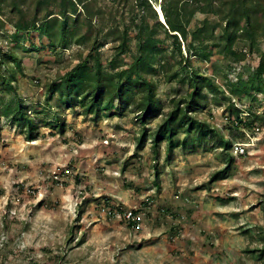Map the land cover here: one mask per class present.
<instances>
[{"label": "rangeland", "instance_id": "obj_1", "mask_svg": "<svg viewBox=\"0 0 264 264\" xmlns=\"http://www.w3.org/2000/svg\"><path fill=\"white\" fill-rule=\"evenodd\" d=\"M15 1L0 3V52L11 49L21 62L0 64V110H11L0 114V264H264L252 251L264 240V94L231 88L241 78L264 85L256 74L264 60V21L254 38L242 34L235 40L233 49L246 53L239 59L225 47L218 15L199 2L188 40L194 30L206 29L193 42L195 51L178 33L185 59L180 62L164 29V0H133L166 48L148 75L165 110L174 105L173 97L187 93V71L209 74L221 88L203 90L205 108L195 115L231 147L223 149L211 134L203 140L180 130L181 144L168 151L166 141L154 148L148 134L138 141L143 125L129 107L84 113L81 105L68 107L59 92L47 89L85 58L93 66L99 59L107 69L127 70L138 52L136 29L129 50L120 55L115 42L97 53L86 43L53 47L39 30L15 27L22 17L11 7ZM100 3L107 18L117 13L111 0ZM36 4L28 0L21 7L30 15ZM125 14L128 19V9ZM18 99L40 121L32 139L12 118ZM232 106L243 121L237 122ZM160 120L146 126L153 130ZM235 144L245 152L235 153ZM220 169L225 172L214 179ZM126 208L135 210L134 220L123 214Z\"/></svg>", "mask_w": 264, "mask_h": 264}, {"label": "trees", "instance_id": "obj_2", "mask_svg": "<svg viewBox=\"0 0 264 264\" xmlns=\"http://www.w3.org/2000/svg\"><path fill=\"white\" fill-rule=\"evenodd\" d=\"M27 1L18 0L11 5L22 14V17L15 21V27L19 31L39 30L49 37L53 47H67L72 42L86 43L92 52L97 53L106 43L115 42L116 54L120 55L129 50L131 32L132 29H136L138 52L127 70L107 69L99 59L93 66L85 58L61 75L60 80L49 84L47 89L51 92H59L60 99L66 106L81 105L84 113L95 115L104 109L116 110L118 104H121L123 108L129 107L137 112V119L143 125L138 141L143 143L148 134L154 148H157L162 141L167 142L168 151L180 145V140L176 138L180 130L185 134L195 132L203 140H208L207 136L211 134L223 149L231 147L232 143L228 138L208 121L195 115L196 112L205 108L203 90L207 88L215 93L221 89L209 74L196 70L187 71L183 77V81L188 84L187 93L179 98L173 97L174 105L165 110L164 102L157 95V84L148 75L155 73L157 55L166 48L157 43L158 38H155L150 21L145 14L140 15V12L136 11L133 0H111L112 4L118 6L117 13L120 14L118 18L117 13L111 12L109 18L105 16V8L100 3L101 0H76V2L74 0H37L30 15H27L21 7ZM143 1L149 5L147 0ZM199 2L205 3L210 11L218 15V24L223 30L222 37L226 40V49L237 55L239 59L244 58L246 53L234 50L233 44L242 34L254 38V29L258 23L264 21V0H164L161 6L170 28L164 29L173 37L174 48L182 56L180 62L185 59L178 33L187 41L188 50L191 51L196 49L193 43L195 39L206 29L202 26L194 30L193 38L188 40V23ZM125 9H128L130 14L128 19ZM71 15H75L76 19L72 20ZM108 20L111 23L107 22ZM77 26H84L85 31L81 32ZM9 63L19 66L21 64L13 50L7 49L0 52V64ZM177 74L178 72H174L170 74V77L173 78ZM256 74L258 77H264V60L259 61ZM231 88L234 92L242 94L251 93L252 89L264 94V85L255 86L242 78L232 82ZM16 105L17 108L12 112L13 120L23 126L28 138H34L40 121L30 114V109L22 100L18 99ZM232 107L233 113L237 116V122L243 121L240 109ZM9 113L11 110L8 107L2 109V112L0 110V114L8 115ZM157 117H161V120L153 130H150L146 124ZM248 124L252 125L253 119H250ZM60 125L63 128V124ZM224 172L225 169L215 172L214 179L221 177ZM252 251L257 252L260 258H264V240L259 248Z\"/></svg>", "mask_w": 264, "mask_h": 264}, {"label": "built area", "instance_id": "obj_3", "mask_svg": "<svg viewBox=\"0 0 264 264\" xmlns=\"http://www.w3.org/2000/svg\"><path fill=\"white\" fill-rule=\"evenodd\" d=\"M106 142H108V140L106 139L105 140ZM234 151H235V153H243V152H245V147L244 146H242L241 144H235V146H234ZM56 177L58 176V175H55ZM123 214L126 216V218H128L129 220H131V219H135V217H136V212H135V210L133 209V208H126L124 211H123Z\"/></svg>", "mask_w": 264, "mask_h": 264}]
</instances>
